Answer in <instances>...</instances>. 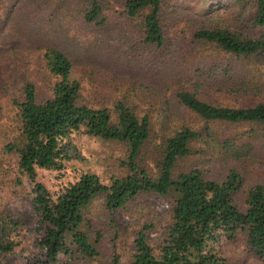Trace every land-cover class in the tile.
<instances>
[{"label":"trees","instance_id":"obj_1","mask_svg":"<svg viewBox=\"0 0 264 264\" xmlns=\"http://www.w3.org/2000/svg\"><path fill=\"white\" fill-rule=\"evenodd\" d=\"M57 1L65 4L69 0ZM111 1L78 0V12L87 23L102 29L109 22ZM115 1L122 3L135 23L146 49L180 43L173 36L184 30L174 27L179 29L186 17L195 25L191 35L194 50L202 52L194 46L200 44L213 53L246 60L247 77L254 82L247 84L241 72L243 89L249 93L261 88L264 0ZM43 62L54 81L51 95L39 100L36 84L27 82L23 97L13 100L15 113L8 141L2 140L0 124V177L5 159L15 155L18 178L26 175L33 185L25 193L32 199L40 224L37 244L41 258L36 264L94 260L100 264H230L219 245L221 239L230 244L243 242L248 255L264 260V180L243 188L244 165L258 157L255 151L261 139L264 148V100L246 107L219 105L195 90L182 88L176 92L179 104L204 124L170 125L166 110L157 118L140 111L128 98L113 103L91 101L84 79L75 75L73 59L57 46L45 48ZM212 124H244L250 130L229 136ZM76 132L117 143L123 150L120 164L125 174L104 183L99 175L85 172L76 182L52 193L41 180L40 170L65 167ZM152 148L157 157L154 166H149L142 157ZM216 156L227 165L232 162L219 178L208 175ZM241 190L244 200L238 196ZM146 193L168 198L164 214H146L126 224L118 219V211L134 207ZM97 204L103 212L95 208ZM29 218L30 214L14 218L0 210L1 253H12L22 244L7 231L24 227ZM106 234L112 243L109 255L100 247ZM63 254L67 256L64 261Z\"/></svg>","mask_w":264,"mask_h":264},{"label":"rangeland","instance_id":"obj_2","mask_svg":"<svg viewBox=\"0 0 264 264\" xmlns=\"http://www.w3.org/2000/svg\"><path fill=\"white\" fill-rule=\"evenodd\" d=\"M111 2L109 22L105 28L99 29L83 19L78 12V0H69L65 4L57 0H0V124L3 141H8L6 136L11 135L10 122L15 113L13 100L23 97L27 82L36 84L39 100L51 95L54 81L43 62L45 48L50 46L61 48L73 59L75 75L84 79L86 95L91 101L113 103L119 98H128L139 105L140 111L151 112L157 118L166 110L170 114L171 119L167 120L170 125L186 123L198 127L204 124L201 118L179 104L176 92L182 88L195 90L203 99L219 105L246 107L264 100V81H258L261 88L250 94L242 87L245 81L247 84L253 81L250 75L247 77L246 60L213 53L200 44L194 46L201 47L202 52L191 47L195 25L186 17L185 21L181 19L179 29L174 27L175 30H184L173 36L180 38V43L149 50L141 44L135 23L125 14L122 3ZM212 127L216 131L226 130L229 136L250 130V126L244 124H212ZM72 143L71 159L66 160L63 169L40 170L41 180L52 193L76 182L85 172L99 175L104 183L125 174L120 164L123 150L117 143L83 132L74 133ZM150 151L142 157V162L154 166L157 155L153 148ZM255 152L258 157L244 165L243 188H249L255 180H264L262 139ZM5 160L0 177V210L14 218L25 214H30V218L24 227L8 229L7 234L18 238L22 244L7 255L0 252V264H36L41 258L37 244L40 224L32 199L25 193V189L31 191L33 185L26 175L18 178L15 155ZM229 164L220 156L214 157L208 175L219 178ZM244 194V190L238 193L240 200L245 199ZM168 202L164 195L146 193L138 198L134 207L120 210L116 215L124 224L135 223L146 214H164ZM95 208L103 212L101 205L97 204ZM219 245L229 257L230 264H264V260L247 254L243 242L230 244L221 239ZM100 247L106 255L111 253L108 234ZM61 259L64 261L67 256L63 254ZM76 264L100 262L79 261Z\"/></svg>","mask_w":264,"mask_h":264}]
</instances>
